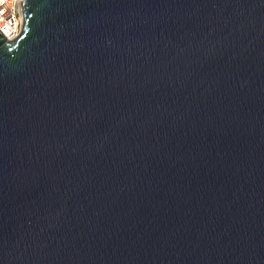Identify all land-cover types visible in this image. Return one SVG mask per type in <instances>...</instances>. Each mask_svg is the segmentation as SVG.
Returning a JSON list of instances; mask_svg holds the SVG:
<instances>
[{
  "label": "water",
  "instance_id": "water-1",
  "mask_svg": "<svg viewBox=\"0 0 264 264\" xmlns=\"http://www.w3.org/2000/svg\"><path fill=\"white\" fill-rule=\"evenodd\" d=\"M22 9L0 264H264V0Z\"/></svg>",
  "mask_w": 264,
  "mask_h": 264
},
{
  "label": "built area",
  "instance_id": "built-area-1",
  "mask_svg": "<svg viewBox=\"0 0 264 264\" xmlns=\"http://www.w3.org/2000/svg\"><path fill=\"white\" fill-rule=\"evenodd\" d=\"M23 0H0V32L7 40L19 36L23 27Z\"/></svg>",
  "mask_w": 264,
  "mask_h": 264
}]
</instances>
